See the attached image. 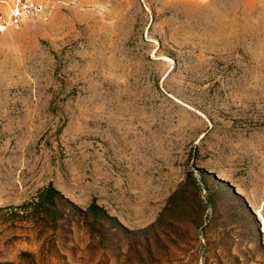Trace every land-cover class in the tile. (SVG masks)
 Returning <instances> with one entry per match:
<instances>
[{
  "label": "rangeland",
  "instance_id": "rangeland-1",
  "mask_svg": "<svg viewBox=\"0 0 264 264\" xmlns=\"http://www.w3.org/2000/svg\"><path fill=\"white\" fill-rule=\"evenodd\" d=\"M43 2L0 33V264H264V0ZM49 186L125 230L38 224Z\"/></svg>",
  "mask_w": 264,
  "mask_h": 264
},
{
  "label": "trees",
  "instance_id": "trees-1",
  "mask_svg": "<svg viewBox=\"0 0 264 264\" xmlns=\"http://www.w3.org/2000/svg\"><path fill=\"white\" fill-rule=\"evenodd\" d=\"M208 173L204 171L202 173L203 182L207 181ZM217 182L218 179H215ZM179 190L175 191L170 198L168 199V203L164 208L167 212L172 205L176 202L180 201L181 195H184V190L189 192V188L195 191H198V185L196 184V178L194 174L189 173L185 178L184 184L181 186ZM184 197V196H183ZM185 198V197H184ZM197 201L201 202L199 196L197 195ZM23 213H29L32 210V213L35 215L37 223L40 222L43 224L42 226H49L53 224V226L58 227V220L62 222H66L67 225L70 224H81L87 232L90 234L98 233L102 236L104 234H110L112 231H116L118 229L125 230L122 225L117 223V227H114L112 223H114V219H112L107 212L93 203L89 205L86 209H82L78 207L76 204L68 201L58 190H56L53 186H49L45 188L40 194L34 198L33 200L27 202L25 205L21 206ZM21 207L19 209H21ZM163 215V214H162ZM163 219V218H162ZM116 223V221H115ZM39 224V223H38ZM159 224V222H158ZM111 225V226H109ZM156 224H152L148 228L145 229L144 235H146V240L150 241L151 238L156 237ZM167 233H164L166 235ZM122 236V234H121ZM127 242V241H126ZM148 243V242H147ZM120 246V245H119ZM149 250V249H148ZM32 259V256L24 252L22 253L21 262L25 259Z\"/></svg>",
  "mask_w": 264,
  "mask_h": 264
},
{
  "label": "built area",
  "instance_id": "built-area-1",
  "mask_svg": "<svg viewBox=\"0 0 264 264\" xmlns=\"http://www.w3.org/2000/svg\"><path fill=\"white\" fill-rule=\"evenodd\" d=\"M44 0H0V33L41 17Z\"/></svg>",
  "mask_w": 264,
  "mask_h": 264
}]
</instances>
